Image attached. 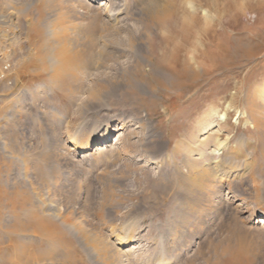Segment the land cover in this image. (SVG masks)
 Wrapping results in <instances>:
<instances>
[{"label":"rangeland","instance_id":"1","mask_svg":"<svg viewBox=\"0 0 264 264\" xmlns=\"http://www.w3.org/2000/svg\"><path fill=\"white\" fill-rule=\"evenodd\" d=\"M105 1L0 0V264H264V0ZM90 20L97 62L70 94L48 44L81 49L69 33ZM217 141L248 152L246 171L192 169L223 160Z\"/></svg>","mask_w":264,"mask_h":264},{"label":"bare ground","instance_id":"2","mask_svg":"<svg viewBox=\"0 0 264 264\" xmlns=\"http://www.w3.org/2000/svg\"><path fill=\"white\" fill-rule=\"evenodd\" d=\"M105 1V0H104ZM112 2V1H111ZM116 2V1H115ZM148 2V1H147ZM152 2L153 1H151V3H149V4H152ZM156 3V2H155ZM107 3H106V1H105V3H100V5L97 7L96 6V8L99 10V9H101L102 7H104L105 5H106ZM111 4V3H110ZM116 4H119L118 2H116ZM141 4V3H140ZM158 4V3H157ZM114 6H115V4H113ZM120 6V5H119ZM118 6V7H119ZM147 6L149 7V5L147 4ZM155 6H156V4H155ZM117 7V8H118ZM112 9V8H111ZM120 9V8H119ZM96 10V9H95ZM104 10V9H103ZM108 10V9H107ZM113 10V9H112ZM105 11H106V8H105ZM110 11V10H109ZM117 11V10H116ZM119 11H121V10H119ZM118 11V12H119ZM95 12V11H94ZM115 12V11H114ZM114 12H112V11H110L109 13L108 12H106V13H108L107 15H108V20L109 21H112L113 22V17H114ZM99 13V12H98ZM115 14H118V13H115ZM120 14V13H119ZM94 15V14H93ZM97 15V14H96ZM96 17V16H95ZM98 17H101V16H99V14H98ZM93 18V17H92ZM116 19L117 18H115L114 20L116 21ZM92 21V23H90L91 25L90 26H88V27H85V28H83L82 30H80V31H78V29H76V30H74V31H70V33L69 34H71V32H73V34H75V36L77 35V36H79V35H82L83 37H84V40H85V43H83V46H82V48L81 49H78V47H79V45H78V42H77V39H76V37L75 38H73V39H76L75 41H74V44H71V42L73 41V40H71L70 42H68L67 44H68V46H67V44H66V41H64V43L62 44V45H57V47H55V48H53V46L52 45H50V44H48L49 46H50V51L52 52V53H54V56H55V60H54V68L52 69V72H54V73H58V74H64V77L67 79V81L69 82V93L70 92H72V85H71V82L74 80V78H75V80H76V78H77V71H80V70H86L89 66H91L93 63H95V61L97 60L96 59V52H95V50H96V48H98L97 47V45L94 43V39H93V36H94V33H95V31H96V29H97V24H99V22L98 23H95V22H93L94 20H90V22ZM104 21V20H103ZM114 21V22H115ZM108 22V21H107ZM103 23V22H102ZM88 25V24H87ZM99 26V25H98ZM74 27V26H73ZM76 27V26H75ZM100 28V27H99ZM103 28V27H102ZM111 28H113L111 25H109V23H108V27L107 28H105V30H104V32H106V31H109V29H111ZM103 31V30H102ZM78 32V33H77ZM61 34V32L59 31L55 36H59ZM69 34H65V35H69ZM63 36H64V34H63ZM56 37V38H57ZM71 37V36H70ZM72 37H73V35H72ZM71 37V38H72ZM67 39H69V36L67 37ZM58 44V43H57ZM70 45V46H69ZM54 50V51H53ZM99 51V50H98ZM97 51V52H98ZM24 52V51H23ZM29 52V51H28ZM101 52V51H100ZM9 54H5V57L4 56H1V57H3V59L4 60H6L7 61V59L11 56V54H10V52H8ZM3 54V53H2ZM101 54V53H100ZM102 55V54H101ZM28 56L29 55H27V56H25L24 57V55H23V57H20L19 59H17L16 60V62H15V64L14 65H16L17 67H19L20 68V66H21V64H23V63H25L27 60H28ZM30 56H31V54H30ZM101 57V56H100ZM7 58V59H6ZM102 59V58H101ZM192 60H194V59H192ZM6 61H4L5 63H7ZM97 62V61H96ZM194 62V61H193ZM191 64V63H190ZM190 64H189V66H190ZM191 65H193V64H191ZM183 66V65H182ZM186 66V65H185ZM189 66H188V68L187 67H184L182 70H180L179 71V74H184V75H187V74H189ZM196 66V65H195ZM9 67H10V65H9ZM8 69V68H7ZM193 69V68H192ZM195 69V68H194ZM12 70H14V69H12ZM176 70V69H175ZM13 72H17V74H18V72H19V70H14ZM174 73V72H173ZM1 74L3 75V71L1 72ZM16 74V73H15ZM19 75V74H18ZM57 80V79H56ZM264 85L263 86H261L260 87V89H259V91L258 92H261V93H263V97H264ZM263 91V92H262ZM71 94V93H70ZM101 94H100V91H98V90H94V91H92V97H93V99H98L99 98V96H100ZM250 104H251V106L252 107H255V106H257V99H255V98H250ZM251 106H250V108H251ZM225 114H223L221 117H220V119H219V121H223V120H225ZM250 118L252 119V121H250V127L253 129V130H255L256 132H258L259 131V128H261L262 127V124H261V122H260V120H258V119H253L251 116H250ZM264 124V123H263ZM121 125L123 126L124 125V123L123 122H121ZM120 127L119 128V130H121L123 127ZM218 127V125H214V126H212L210 123H206V122H203V123H201V131L200 132H203V134L204 133H207V132H209V131H211L212 130V132H218V134H219V130H216V128ZM97 129L98 128H96L94 131L95 132H93L94 134L92 135V136H89V137H85L84 139H83V141H81V142H74V149L78 152V151H81V152H83V151H88V150H90L91 149V146H92V144L93 143H91L92 141H96V140H99V133H98V131H97ZM107 130H109V127H107ZM214 130V131H213ZM262 130V129H261ZM245 136V135H244ZM92 140V141H91ZM215 140H218L217 138H215ZM240 141H239V143L242 145V146H244V147H246V149L248 148L247 147V145H248V143L246 142L247 140L245 139V138H242V137H240V139H239ZM246 140V141H245ZM116 141L117 140H115V143H116ZM214 141V140H213ZM237 141V140H236ZM216 145V147H218L217 149H215V150H217L218 151V149H224V150H226L227 151V149H226V146L222 143V141L220 142V141H217L216 143H215ZM98 145V144H97ZM206 145V144H205ZM250 146V145H249ZM109 145L108 144H103V145H99V146H97V148H96V150H95V152H96V155H97V157H98V155H102V154H104V153H106L107 151H108V149H109ZM252 147V146H251ZM230 148H228V150H229ZM223 150V151H224ZM247 151V150H246ZM248 153V152H247ZM247 153H245V151L243 150V149H238L237 147H234V148H231L229 151H227L226 152V155H225V157L223 158V160H219V158H218V160L216 161V162H211V161H209V160H207V159H209L208 157H204L203 156V159H201L202 161H200V162H198L199 160H200V158H199V160L197 161L198 163L194 166V167H192V169L194 170V168H200V174L202 173L203 175H206V176H208V177H210L211 179H212V177H217V175L220 177V179L223 177H230L234 172H239V171H241V173H243L244 171H246V168L249 166L248 164H249V162H246V164L244 163V161H245V159L247 158V155H249V154H247ZM210 155V154H209ZM215 156H217V155H215ZM219 156V155H218ZM249 158V157H248ZM215 159H216V157H215ZM214 159V160H215ZM235 160H238V161H235ZM213 161V160H212ZM244 163V164H243ZM193 164H195L194 162H193ZM190 165V164H189ZM191 166H192V164H191ZM189 167V166H188ZM188 170H190V169H188ZM193 170H190V171H193ZM196 170H198V169H196ZM199 171V170H198ZM249 171V170H248ZM199 173V172H198ZM194 174H196V172L194 173ZM188 176H190V175H188ZM198 176V175H197ZM199 177V176H198ZM208 177H206V178H208ZM235 177V176H234ZM193 178L194 177H192V180H193ZM194 180H195V178H194ZM201 180V179H200ZM202 180H203V178H202ZM226 181V180H225ZM221 185V184H220ZM220 185H219V187H220ZM221 188V187H220ZM232 191V190H231ZM233 193V192H232ZM236 207V206H235ZM238 207V206H237ZM236 207V208H237ZM231 208V207H230ZM241 209V208H240ZM234 210H235V208H234ZM239 210V209H238ZM259 212V210H256V212ZM45 212V211H44ZM49 212V211H48ZM256 212L253 214V216H251V221H253V218L255 217V214H256ZM262 212V211H261ZM51 215V214H50ZM258 224H262L263 225V227H264V212L262 213V218L260 219V221H258ZM4 227V226H3ZM42 228L45 230V231H48V232H50L51 230H52V228H50V226L46 223V222H44L43 224H42ZM239 228V227H238ZM24 231V230H23ZM26 231H27V229H26ZM53 231V230H52ZM20 232V231H19ZM29 232H30V230H29ZM28 232V233H29ZM18 233V232H17ZM21 233H24V232H20V234ZM27 233V232H26ZM19 234V233H18ZM28 235V234H27ZM23 237V236H22ZM237 238V237H236ZM238 241H239V243H238V246L237 247H239V248H241V247H243V246H241L243 243V240H242V238L241 237H238ZM120 242L122 243V244H124V243H127L128 242V240H125V239H120ZM225 242H226V244L227 245H229L228 247L229 248H232V236H231V234L230 235H228L227 236V238H226V240H225ZM223 246V245H222ZM226 246V245H225ZM51 248V247H50ZM56 249V248H55ZM83 249H84V247H83ZM132 249H134V248H132ZM234 250V248L232 249V251ZM228 251H230V250H226V252H228ZM237 251V250H236ZM54 252V251H53ZM226 252H224V253H226ZM168 253V252H167ZM198 253L199 254H201V249H198ZM197 253V254H198ZM53 253H51V255H52ZM51 255H49V257L51 256ZM129 255V254H128ZM53 256L54 255H52L51 256V258H53ZM167 256V255H166ZM130 257V256H129ZM128 258V257H127ZM0 259H1V257H0ZM170 259H172V258H170V256H168V259H166V257H164L163 256V258H160L159 260H158V262H157V264H168L167 262L168 261H170ZM8 260V263H12L13 262V260H12V258H8L7 259ZM55 260V259H54ZM44 261V260H43ZM5 262H7L5 259H4V264H5ZM21 262V261H20ZM173 262V261H172ZM236 262V261H235ZM235 262H232L231 264H234ZM25 263H26V261H25ZM170 263V262H169ZM1 264H2V262H1ZM31 264V263H30Z\"/></svg>","mask_w":264,"mask_h":264},{"label":"built area","instance_id":"3","mask_svg":"<svg viewBox=\"0 0 264 264\" xmlns=\"http://www.w3.org/2000/svg\"><path fill=\"white\" fill-rule=\"evenodd\" d=\"M2 43L4 44V45H2V46L9 45V42L7 43V41L4 40L3 35H2V36L0 35V44H2ZM0 56H2V54H1ZM1 60H2V63H3V64H2V65H3V69L7 71L8 65L5 64V62H4V60H3V57L1 58ZM1 70H2V69H1ZM1 70H0V72L3 71V70H2V71H1ZM3 73H4V72H3ZM0 76H1V78H4V75L1 74Z\"/></svg>","mask_w":264,"mask_h":264}]
</instances>
